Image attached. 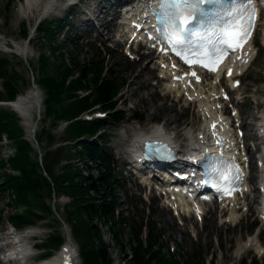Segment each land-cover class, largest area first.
I'll return each mask as SVG.
<instances>
[{
  "label": "rangeland",
  "instance_id": "obj_1",
  "mask_svg": "<svg viewBox=\"0 0 264 264\" xmlns=\"http://www.w3.org/2000/svg\"><path fill=\"white\" fill-rule=\"evenodd\" d=\"M27 1L28 0H0V56H9L8 59L10 60L7 65L8 72L14 73L13 80L14 83H18V89L20 90L21 95H26V93L34 86L31 83L34 74L28 60L37 63L41 51L37 39L30 41L27 38H24V31L26 30L25 26H31V35L36 36L37 31L32 32V29L39 25V18L42 19L44 17V21H50L56 15H63L64 17L67 15V6L65 3L63 4L62 0L56 2L59 3L57 11L47 16H43L42 12L38 11L36 8H28ZM48 1L49 0H43L42 7H44ZM109 1L111 0H104L106 6L101 5L103 3L102 0H97L96 2L91 1L89 10L93 9L91 10L93 16L94 14H98V16L102 18L105 16L104 10L107 9ZM85 3H87V0L83 4L77 5L74 8V12H69L71 14L67 19L69 23L71 22L69 26L64 23L57 26L54 41L56 43L59 40H64L63 49L66 50V53H68L67 51L72 52L75 57L81 61L88 59L92 52L96 50L100 53V59L103 60L105 65L112 68L119 77L125 80L126 84L123 86L125 89L121 97L120 106L125 108L127 115L124 120L107 124V134L105 133L104 135V137L107 136L109 138V142L105 143V145L109 147L108 151L113 153L116 162L123 168L122 172L124 173V178L126 180H124L123 187H127L130 193L128 199L130 200L131 205L129 206L125 201L126 192L124 188L121 190L119 189L121 205L118 206V210L120 209V212L123 214L134 216L139 220V218L141 219L142 217L147 218L149 214L148 211L151 209V223L161 229L164 238L173 241L176 245V249L180 250L183 254L185 264H196L198 257L200 256L204 259H209L211 262L210 264H237L243 259L251 260L253 257L252 250L242 249V246L246 235L253 231L255 226V222H252L254 216L248 215V217L243 218L235 225L224 222L223 218H220L219 216H216L214 219L209 216L206 221L201 223L188 221V224L181 225L174 217H172V213L162 207V204L153 191L149 192L148 188L147 190L143 189L144 191L141 190L133 171L126 167L129 165L130 168V164H127L122 160V157H120L121 153H119L121 150L118 149V147L122 148L124 150L123 152L127 154L126 146L135 133L147 132L153 127L156 119L165 120L167 117H171L172 121L168 124L174 129L173 131H178V135L181 139L180 141H184L185 128L199 122V116L196 112V107L193 108V105L183 106L181 102L175 101L170 95L163 99L161 96L165 94V90L161 86V83L163 82L155 78V71L153 69L154 64L142 60V62H138L139 65H135L134 61L136 59L128 57L123 49H121L120 45L115 43V40L109 38V36L112 35L113 28H115L112 24L114 22L111 19L112 15L104 17L101 20L97 15L95 20L88 19L89 15L85 11V8L87 7ZM101 24H109L111 27L105 28V26L102 25L99 33L98 26ZM109 28L111 31H109ZM75 35L78 36V38L75 39ZM42 36L40 42L44 43L46 40L45 38L47 37L44 34H42ZM15 43L28 45V60L25 58L26 55L13 53L10 50L12 48L16 49ZM256 44L259 54L243 77L245 83L242 87V91L247 98L248 104V106H244V110L249 114L248 116H245L247 123L246 130L250 134L248 138L255 140L257 136L255 121L259 115L257 106L259 105L264 109V15L262 16L260 29L257 33ZM45 50L51 56L48 67L49 73H54L55 68L53 67L57 61L53 58L52 49L47 46ZM38 65L39 64L37 63V66ZM0 90L3 91V94H6L2 78H0ZM256 90L258 91L256 92ZM44 97V93H42V98L44 99ZM255 99H257V102ZM42 107L41 111L44 113V103ZM5 109L9 112V118L13 123L16 122L21 126V131H19V133H23L34 140L32 137V131L30 130L36 123L38 126L37 129L41 133L43 122L42 117H39V111L37 109L33 112L34 115L32 116L31 122L28 120L29 124L11 107H6ZM46 122V127L48 126V128H52L49 121ZM64 126L65 124H61L58 128L53 129V134L55 135V139L58 140V143H61L62 138L64 137ZM48 131H52V129H49ZM44 139V143L48 145L49 140L46 131ZM15 147L14 141L11 142L9 134H6L5 141L0 143L1 165V159L4 157L6 158V166L4 168H1L0 166V183L2 182V184L8 180L9 173H15V170L12 167V161H10V155H13L17 151ZM71 147L79 146L72 145ZM57 157L58 156L52 152L49 154L48 162L52 165L55 173L59 174L62 171V163H59ZM33 159L37 160V155H35V153ZM75 161L76 160H74V162ZM76 162H78L80 167L86 171L83 161L77 159ZM92 171L96 173L94 167L91 170V173ZM13 198L12 191L9 187L0 191V244L4 243L3 235L11 233L10 227L12 223H14L12 216L15 215V211L17 210L21 212L20 209H16L15 199ZM34 199V205L36 206L40 205L41 207H44L45 204L49 206L54 203V199L48 195L45 189H41L40 197L37 196L34 197ZM68 200H70V197L66 195L59 198L57 197L56 206L61 208L64 217L70 218L67 212V210L69 211L70 209ZM126 206H128V208ZM35 208L39 211L43 210L39 206L34 207V210ZM53 213V209H51L50 213L41 212L43 218H36V221L33 223L37 229L41 228L38 232L39 238L29 239L33 244L38 240L36 246L32 248L37 254L33 258L34 261H31L34 264L39 262L43 257V254L47 252H50L53 255L59 252V249L57 248L51 249L44 246L45 243L48 244V237L51 233L55 234L62 232L67 235L68 232H70V228L63 225V221ZM145 221L147 220L145 219ZM49 222H51V225H49L50 228L48 229L50 232L46 233L43 229ZM95 222L103 231V236L107 242L108 252L113 260L112 264H131L128 258L123 256L121 250L115 245L107 226H105L99 218L95 219ZM125 231H128V228H125ZM125 235H127V232ZM77 247L80 249L81 245L78 244ZM125 249L127 250V248ZM3 259L4 257H2L0 251V264H7ZM80 260L83 264V259L81 258ZM255 264H264V256L259 258Z\"/></svg>",
  "mask_w": 264,
  "mask_h": 264
},
{
  "label": "trees",
  "instance_id": "obj_2",
  "mask_svg": "<svg viewBox=\"0 0 264 264\" xmlns=\"http://www.w3.org/2000/svg\"><path fill=\"white\" fill-rule=\"evenodd\" d=\"M41 31L49 38L52 31L51 26H42ZM27 29L25 30V33ZM52 34V33H51ZM53 48V52H54ZM61 61L56 62L54 73H49L48 67L50 57L47 53H42L37 68L34 64V71L39 69L38 82L45 91V113L43 118V129L38 132V139L45 151L44 165L33 156L38 155L36 147L24 137L21 126L13 123L7 111L0 112V132H7L11 139H14L17 147V154L11 158L12 164L19 174H8V180L0 187L12 188L17 194L18 204L28 205L25 214H18L14 218L19 225H26L34 222L35 218L42 215L34 210L40 207L44 212H51L50 205H34V197H40L41 189H45L50 197L56 193H65L71 197L70 209L67 221L72 227L73 235L81 244V255L83 264H112L113 260L107 249V242L103 236V231L97 226L95 219L99 218L110 230L111 238L121 250L122 255L127 256L131 264H180L172 255H167L162 251L161 244L157 242L154 233L148 234L147 243L144 245L138 237L139 227L135 229L133 218L124 214L114 215V208L118 204L117 172L109 160L101 144L97 140H89L105 129V125L110 121H116L120 111H113L116 105L114 96L120 82L111 74H104V67L99 64L94 57L86 61L79 62L71 55L70 59L65 60L64 54H60ZM9 59L0 57V77L4 78V85L7 97L0 93V99H15L19 94L18 83H14V73L8 72L7 65ZM78 71L75 77L70 78L74 70ZM89 89L90 92L85 96L77 93L78 89ZM101 105L103 109H108V118L93 121L81 118L74 119L83 110L94 105ZM71 120L65 128L64 140H77L80 147H70L69 145L59 146L50 149L55 142V135L48 131L47 122L56 127L61 120ZM45 131L48 134L49 147L43 145ZM75 145V144H74ZM55 153L59 163L62 162V171L56 174L52 165L48 162L49 154ZM78 160L86 159L96 163L97 173H91V167L86 164L85 173L80 167ZM74 160H76L74 162ZM86 162V161H85ZM6 161L4 162V166ZM43 169L48 172L44 174ZM39 208V209H40ZM128 226L133 234L128 240L131 252L125 250V241L121 237L125 227ZM135 235V236H134ZM64 237L61 232L51 236L49 246H59Z\"/></svg>",
  "mask_w": 264,
  "mask_h": 264
},
{
  "label": "snow or ice",
  "instance_id": "obj_3",
  "mask_svg": "<svg viewBox=\"0 0 264 264\" xmlns=\"http://www.w3.org/2000/svg\"><path fill=\"white\" fill-rule=\"evenodd\" d=\"M209 0H161L160 9L153 8V14L157 16V36H153L151 32L147 35L150 39L167 41L171 45V51L178 56H181L187 64L200 63L204 67L212 68L213 70L222 62L229 48L236 50L243 47L246 39L250 34L252 21L255 18V6L252 0H236L233 6L227 11L228 19L221 28L222 39L208 56V62L205 60H193L186 55L184 45L186 41L183 36L184 29L197 19V14L202 13L200 8L201 3H208ZM203 24L204 19L199 21ZM247 24V27H245ZM179 49V50H178ZM161 51H168V48L161 44ZM175 67V65H173ZM193 76L195 72L191 73ZM231 70L229 75H231ZM176 78V77H174ZM199 80V77H196ZM239 84V81H237ZM215 128V122L212 125ZM215 134V133H213ZM162 143V142H161ZM217 143H220L217 141ZM206 166L213 174H219L217 179L229 186L233 179L238 175V166L234 162L226 161L223 156H214L211 153L207 154ZM224 165H228L225 168ZM227 194H231V187H226Z\"/></svg>",
  "mask_w": 264,
  "mask_h": 264
},
{
  "label": "bare ground",
  "instance_id": "obj_4",
  "mask_svg": "<svg viewBox=\"0 0 264 264\" xmlns=\"http://www.w3.org/2000/svg\"><path fill=\"white\" fill-rule=\"evenodd\" d=\"M57 0H49L47 2V4L43 6V0H28L27 6L28 8H36L38 11L42 12L43 16H46L47 14H49L51 12V10L54 8V3ZM43 9V11H42ZM127 21V20H126ZM129 22V20H128ZM254 48V47H253ZM248 49L244 52L243 55V60L246 61L251 58L253 56V54L255 55V49ZM18 49L25 54L26 56H29V47L26 44H21L18 43ZM137 64V63H136ZM138 65V64H137ZM233 66L235 68L240 69L241 63H234ZM167 85V88H169L171 91L175 90V92H179L182 91L184 92V94H186L185 96H191L194 97L195 100H197V102H199L200 104V111H202L203 115L205 116L206 114H209V116L214 115L216 116L214 119L215 121H218L221 118V112L220 114L217 113L218 109H216L217 103L215 100V95L219 93L220 88H219V83L217 82V77H214V80H209V81H203L202 83H196L194 82L192 87H181V88H176L174 82H169ZM219 90V91H218ZM42 105V97L40 95V92H38L36 90V88H32L30 89L26 95H22L19 99L15 100L13 102V108L18 111L21 116L25 119L26 122L29 121L31 122L32 116L34 115V110L37 109L39 110L40 107ZM230 119L229 118H225L224 122H225V127H228V124L230 123ZM29 120V121H28ZM232 120V119H231ZM263 120H264V116H263ZM166 122H170L172 121L171 117H167L165 119ZM205 121V120H204ZM213 122V121H212ZM212 122L210 124H206V122L204 123V129L203 128V122L201 123V127H200V135H198L199 138H206L209 137V133L212 131L211 130V125ZM35 126V124L32 126ZM30 131H33V130ZM217 129V128H216ZM218 130V129H217ZM262 130L264 131V128H262ZM152 134H156L155 131H151ZM187 136L185 139L191 138L192 140V135L191 131L188 130L186 132ZM234 139L231 138V141L229 142V144H232V141ZM242 140V138H241ZM141 141V134H137L131 142V146H134L137 150V147L139 146ZM187 141V140H186ZM244 141V140H242ZM192 144V141H191ZM141 158V157H140ZM185 207H188V203L184 201L183 204ZM236 211L231 212V215L234 216ZM213 216V214H212ZM64 248H66L63 252L57 253L54 256L45 259L44 261L41 262V264H80V257L78 255V250L76 249V246L74 244H72L71 241H68L65 243ZM15 253L20 254V255H26L29 253L30 251V247L28 245H26L25 242H23V240L21 239V242L19 244H17L14 247ZM24 255V256H25Z\"/></svg>",
  "mask_w": 264,
  "mask_h": 264
}]
</instances>
